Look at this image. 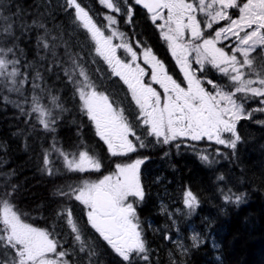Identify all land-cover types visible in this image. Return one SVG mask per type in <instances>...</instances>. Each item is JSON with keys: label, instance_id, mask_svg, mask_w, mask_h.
<instances>
[{"label": "snow or ice", "instance_id": "obj_1", "mask_svg": "<svg viewBox=\"0 0 264 264\" xmlns=\"http://www.w3.org/2000/svg\"><path fill=\"white\" fill-rule=\"evenodd\" d=\"M98 2L114 14L104 15L106 25L98 26L78 0H65L64 10L90 33L96 54L106 63L111 75L127 86L138 112L135 121L130 123L124 111L114 107L109 96L97 91L87 73L78 64H73L72 72L76 77L72 82L75 84L77 79L84 78L77 87L84 114L94 124L95 135L113 158L114 170L96 182L85 180L82 186L69 191L58 189L55 195L74 199L84 206L91 229L124 264H140V261L147 264L148 248L137 216V205L145 195L140 167L147 157L133 160L132 154L148 147L145 141L149 137L163 145L178 140H206L231 149L235 154L241 140L237 131L239 121L252 119L256 112L264 113V0ZM137 7L145 11L158 29L182 76L180 81L170 74L165 62L145 42L137 41L134 50L124 39V33L115 28L119 15L125 16V23L131 24ZM15 19L6 13L3 0H0V44L3 45L0 46V83L5 87L11 85L9 91L19 92L28 81L27 77L17 80L19 60L13 58L15 48L7 47L16 39ZM106 30L109 35H105ZM186 35L188 39H185ZM114 38L121 42L114 44ZM39 40L43 41L44 48H49L44 37ZM118 49H123L126 58L117 55ZM138 60H142L149 71ZM210 69L226 78L227 83L210 78ZM72 72L68 73L70 77ZM146 75L150 76L149 81L145 80ZM153 85H158L162 92ZM33 87L38 86L34 84ZM249 101H256L257 107L247 109L245 104ZM53 102H56L55 97ZM32 103V112L37 114L38 122L45 130L54 132L55 111L42 107L38 98L34 97ZM257 122L264 124V120ZM138 129L142 131L138 132ZM180 146L176 144L177 148ZM215 151L219 153L220 149ZM50 156L51 152L46 151L43 170L53 175ZM59 156L69 172H98L102 167V161L87 150L59 151ZM200 159L208 162L209 156L201 155ZM14 191L0 190V264H69L65 259L68 252L58 251V241L51 233L23 222L13 210L10 201ZM242 196L229 194L225 199L234 197L239 202ZM183 204L195 209L198 201L191 191H187ZM66 217L67 224L76 233L75 240L81 242L80 251L84 252L85 244L71 208L66 210ZM196 240L193 236V241Z\"/></svg>", "mask_w": 264, "mask_h": 264}, {"label": "trees", "instance_id": "obj_2", "mask_svg": "<svg viewBox=\"0 0 264 264\" xmlns=\"http://www.w3.org/2000/svg\"><path fill=\"white\" fill-rule=\"evenodd\" d=\"M3 3L6 13L16 18V39L7 47L15 48L13 58L19 60L17 80L27 77L28 82L19 92L9 91L11 85L0 83V190L15 189L10 201L13 210L23 222L51 233L58 241V251L68 252L65 259L69 264H124L91 229L84 206L55 195L58 189L75 188L84 177L64 167L59 151L87 150L99 159L103 150L79 99L77 83L84 78L72 82L76 77L72 66L78 64L96 89L101 88L94 43L64 10L65 0ZM135 11L132 23L119 22V27L140 38L150 24L145 21V11L138 7ZM41 24L43 28L38 26ZM40 37L49 48L43 47ZM34 97L57 114L54 132L45 130L32 112ZM252 103L245 107L249 109ZM257 117L239 121L241 140L235 154L214 142L199 141L197 153L173 162V167L169 163L162 171L150 167L142 171L146 191L137 205V216L148 248L147 264H264V124L260 127L253 122L260 121L255 120ZM46 151L51 152L53 175L43 170ZM205 154L208 162L200 159ZM172 180L175 191L166 188ZM185 188L197 198L195 209L183 204ZM229 194L243 196L236 202L234 197L225 199ZM68 208L73 211L84 252L67 224ZM193 236L197 237L195 242Z\"/></svg>", "mask_w": 264, "mask_h": 264}, {"label": "flooded vegetation", "instance_id": "obj_3", "mask_svg": "<svg viewBox=\"0 0 264 264\" xmlns=\"http://www.w3.org/2000/svg\"><path fill=\"white\" fill-rule=\"evenodd\" d=\"M145 13V12H144ZM136 14V11H135ZM146 14V13H145ZM148 17V16H147ZM123 17H120L118 22H122ZM149 25V30H147V33L143 32L141 37L139 36H133V35H128L127 30L125 32V40L129 43H132L133 47L135 48L136 42L137 41H143L147 44V46L151 47L157 57L161 59L163 62H165L166 67L169 69L170 74L173 75L175 79L180 81L182 79V76L179 74L178 67L175 66L174 59H172L170 52H168L167 46L163 43L161 40L158 29H156L149 18L145 20ZM123 23V22H122ZM125 24V23H123ZM128 24V23H127ZM186 38L188 37L187 35L185 36ZM117 55L120 56L121 58H126L123 52V49H119L117 51ZM100 63H102L100 61ZM105 63V62H103ZM138 63L141 64L142 67L146 68V71H149L147 69V66H145L141 61H138ZM106 64V63H105ZM103 65V64H102ZM104 66V65H103ZM107 67V65H106ZM213 74H215V71L211 70ZM97 75L100 79H102L101 83V92L108 94L109 98L113 100L115 104L113 105H118V107L127 108L128 110L123 111L125 112L126 115H128V118L134 117L136 114L135 112V107L136 105L134 104L133 100L131 99V94L129 90L127 89V86L123 84L122 81H120L118 78L114 77L111 75L110 69L107 67L104 71L98 72L97 70ZM210 76V75H209ZM222 78V77H221ZM145 80L149 81L150 78L148 75L145 76ZM156 86V85H154ZM183 86V85H182ZM96 89V90H99ZM104 89V90H102ZM157 91H160V89H157ZM112 103V101H111ZM134 122V121H132ZM130 122V123H132ZM92 124V122H91ZM93 126V124H92ZM94 128V127H93ZM95 131V130H94ZM142 131V129H138V132ZM98 138V137H97ZM131 138V137H130ZM99 139V138H98ZM188 141V140H187ZM102 142V141H101ZM148 144V147L139 149L137 153L132 154V159L136 158H141V157H147L145 162L141 165L140 167V181H141V176H142V171L143 170H149V167L151 170L154 171H162L165 166H167L169 163L173 167V162H181L186 160L185 156L191 157L192 153H197V146L196 143H193V141H188V142H181V140L172 142L169 145H163V144H158L155 143L152 138H147L145 141ZM103 143V142H102ZM179 143L181 146L179 148L176 147V144ZM104 145V143H103ZM103 150L99 151V160L103 161L102 166L107 164V163H112L113 158L110 157V155L107 152L106 145L103 146ZM167 153V155H165ZM103 154L105 155L104 157ZM102 155V156H101ZM162 169V170H161ZM171 177L170 175H168ZM141 185L143 187L144 193L146 191V187L143 185L141 182ZM174 181L168 182V188L169 190L175 191L174 190ZM184 191H188V188H185Z\"/></svg>", "mask_w": 264, "mask_h": 264}, {"label": "rangeland", "instance_id": "obj_4", "mask_svg": "<svg viewBox=\"0 0 264 264\" xmlns=\"http://www.w3.org/2000/svg\"><path fill=\"white\" fill-rule=\"evenodd\" d=\"M78 2H80L81 3V5L83 6V7H85V9L86 10H88V11H93V13L95 14L94 16H92L91 14H90V12H89V14L93 17V19L96 21V23L98 24V26H100V25H106V21L104 20V15L105 14H113V13H109L108 12V10L106 9V8H104L102 5H100L99 4V2H98V0H78ZM129 3H131V0H129ZM114 15V14H113ZM120 17H123V19H122V22L123 23H125V16H123V15H119V16H117V19L119 20V18ZM222 24L224 23V22H221ZM125 24H127V23H125ZM214 27H216L215 25H214ZM115 28L118 30V31H120V32H122V33H124V39H126L125 37V32H123V29L122 28H120L119 27V22H118V24L115 26ZM86 31V30H85ZM110 33L106 30L105 31V35H109ZM88 35H89V37H90V39H91V35H90V33H88ZM185 39H188V37L186 38L185 37ZM92 40V39H91ZM93 41V40H92ZM121 41L118 39V38H114L113 39V43L114 44H118V43H120ZM93 48H92V51H93V54L99 59V62L101 61L102 63H100V64H98L97 65V68H98V72H100V71H104L107 67H106V64L105 63H103L104 61H103V59L101 58V57H99L97 54H96V51H95V41H93ZM132 44V43H131ZM166 45V44H165ZM167 46V45H166ZM219 46V45H218ZM119 50V49H118ZM117 50V51H118ZM134 50H136V46H135V48H134ZM168 52H170L169 50H168ZM173 59V58H172ZM138 61H141V60H138ZM104 66H103V65ZM214 71V70H213ZM215 74L218 76V77H216V76H214V74L211 72V69H210V71H209V77L210 78H212V79H214V80H217V79H220L221 81H222V83H227V80H226V78H224V79H222L221 77H220V74L219 73H216L215 72ZM197 75H200V73L198 72L197 73ZM149 78H150V76H149ZM80 84V81H78V83H77V87H78V85ZM154 86V85H153ZM154 87H156V89H160V92H162V89L158 86V85H156V86H154ZM90 90V89H89ZM102 90H104V89H102ZM97 91H99V92H101V89H99V90H97ZM79 94V93H78ZM105 94V93H104ZM105 95H107L108 96V94H105ZM238 96L240 95V94H237ZM109 101L111 102L112 101V103L113 104H115L114 102H113V100L112 99H110L109 98ZM134 102V101H133ZM81 103H82V106H83V102L81 101ZM134 104H135V102H134ZM252 106L251 107H249V109H252V108H255V107H257V102L256 101H253V103L251 104ZM114 107H118V105H113ZM245 106H246V104H245ZM120 109H122V107H119ZM125 111H127L128 109L127 108H123ZM122 109V110H123ZM135 112L137 113L138 112V107L136 106L135 107ZM124 114H125V112H124ZM126 115V114H125ZM258 116L255 120H262V118L264 117V113H260V112H256L255 114H254V116ZM127 117H128V115H126ZM135 116H136V114L134 115V117H130V118H128V120H129V122H132V121H135ZM243 120V119H242ZM253 122H255V123H257V125L258 126H262L263 124H261V123H258L257 121H253ZM93 124V123H92ZM93 127H94V124H93ZM95 129V128H94ZM259 129V128H258ZM204 141H206V140H204ZM181 142H188L187 140H181ZM193 143H196V144H198V142H193ZM212 143V142H211ZM112 170H114V164L113 163H107V164H105V165H103L102 167H101V169H100V171H89V172H85V173H83V175H84V177H83V179L81 180V181H79L78 183H77V186L76 187H80V186H82L83 185V182L85 181V180H87V181H89V182H96V181H98L99 179H102L103 178V176L104 175H108ZM184 194V193H183ZM184 196V195H183ZM131 199V198H130ZM2 207V206H1ZM86 214V213H85ZM87 218V217H86ZM33 227H37V225H35V224H33ZM39 228V227H38ZM42 229V228H41ZM44 230V229H43Z\"/></svg>", "mask_w": 264, "mask_h": 264}, {"label": "water", "instance_id": "obj_5", "mask_svg": "<svg viewBox=\"0 0 264 264\" xmlns=\"http://www.w3.org/2000/svg\"><path fill=\"white\" fill-rule=\"evenodd\" d=\"M139 8V7H138ZM139 9H141V10H143L142 8H139ZM144 11V10H143Z\"/></svg>", "mask_w": 264, "mask_h": 264}]
</instances>
